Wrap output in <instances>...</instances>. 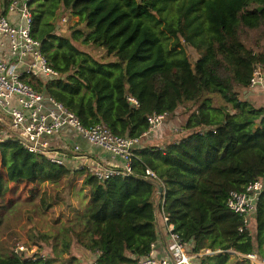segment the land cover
I'll use <instances>...</instances> for the list:
<instances>
[{
  "label": "trees",
  "instance_id": "1",
  "mask_svg": "<svg viewBox=\"0 0 264 264\" xmlns=\"http://www.w3.org/2000/svg\"><path fill=\"white\" fill-rule=\"evenodd\" d=\"M31 4L32 36L61 75L45 87L40 78L25 79L64 104L84 126L102 123L117 136L141 140L150 131L152 114H173L185 102L199 105L184 126L185 137L163 144L159 138L162 145L140 143L133 151L132 173L106 181L86 167L59 165L29 151L18 135L0 141L6 171L0 173V210L10 183L48 182L52 192L49 200L45 192L40 206L52 211L64 200L55 188L63 182L72 187L84 175L72 216L53 234H32L35 245L45 241L55 253L61 240L62 254L75 245L97 254L99 264H137L158 239L160 209L173 232L194 243L193 253L220 251L200 257V264H226L231 251L260 252L264 258V189L254 213L255 237L228 205L232 191L264 182V107L243 97L257 66L264 64V51H257L264 41V0ZM91 44L106 54L96 57L81 48ZM187 47L199 53L196 60ZM149 169L156 177L147 175ZM155 180L163 185L162 193ZM10 247L15 246L0 243V264H52L51 257L32 260Z\"/></svg>",
  "mask_w": 264,
  "mask_h": 264
},
{
  "label": "built area",
  "instance_id": "2",
  "mask_svg": "<svg viewBox=\"0 0 264 264\" xmlns=\"http://www.w3.org/2000/svg\"><path fill=\"white\" fill-rule=\"evenodd\" d=\"M31 2L32 0H2L0 3V108L11 117L17 130L16 135L29 151L45 154L56 164H68L65 153L53 151L52 148L55 147L53 140L69 128L90 143L107 149L114 158L123 160L117 166L86 162L82 148L79 144H74L71 146L73 153L84 160L81 168H88L89 172L102 181L130 175L133 171V151L141 143L140 138L117 136L102 123L84 126L79 117L64 104L25 79L44 77L52 81L61 75L43 54L41 42L32 36ZM10 14L18 15L16 21L9 17ZM261 84H264V64L257 66L250 87ZM169 116L170 114L156 113L149 116L150 130L162 125ZM67 145L66 147H70V144ZM147 175L156 177V173L150 169L147 170ZM263 189V182L259 180L249 184L246 191H232L230 194L229 207L244 217L247 226L249 217L255 213L258 195ZM165 220L169 222L166 214ZM171 237L175 246L172 261L158 260L154 255V244L150 254L141 257L137 264H200L195 261L196 256L187 251V242L178 233L172 230ZM36 248L19 244L15 252L31 256L32 260L48 259L45 251ZM240 256L251 264H264V258L258 252ZM93 264H99L97 259Z\"/></svg>",
  "mask_w": 264,
  "mask_h": 264
},
{
  "label": "rangeland",
  "instance_id": "3",
  "mask_svg": "<svg viewBox=\"0 0 264 264\" xmlns=\"http://www.w3.org/2000/svg\"><path fill=\"white\" fill-rule=\"evenodd\" d=\"M81 48L84 51H88L94 54L96 57H101L106 54V51L101 47L95 45H82ZM188 53L192 56L194 60L199 57V53L191 47H187ZM257 51H264V41L261 45L257 47ZM107 60H113V57H107ZM215 97L216 103L222 104L223 100L220 96ZM195 109V103L185 102L178 108L176 115L169 116L162 125L154 128L153 135L164 137V134L160 133L164 129V124L167 123L171 125L169 129L172 131V138L174 139L176 134H181V129L184 128L185 119L189 117L192 111ZM173 120V122H171ZM172 123V124H171ZM176 129V130H175ZM152 130V131H153ZM159 137V138H160ZM160 138V139H161ZM169 138V137H168ZM170 139V138H169ZM171 139V141L173 140ZM157 144H159V139H156ZM160 143H165V140L161 139ZM159 144V145H162ZM83 163H78L72 167L75 169H80ZM84 166V165H83ZM5 170L0 164V173L5 174ZM83 176H78L73 182L72 187L70 185L60 184L57 186L55 192H61L64 198L56 207L51 210H42L41 206L43 203L41 201L42 196L45 192L47 193V198L49 200V194L52 192V185L48 182H40L37 184H21L13 185L10 183V190L6 193L2 206L3 209L0 210V216H2V223L0 224V243L5 242L7 245L17 247L19 244H24L27 246H36V250H41L39 246H43L48 258H53L52 264H86L83 258L73 257L71 253L62 254L61 248L63 243L59 240L58 252L52 253V245L45 241H38V245H35L36 240L31 238L32 234L38 235L40 232L45 233H55L59 230L60 225L65 222V220L72 216V207L78 204L79 198L81 197V187ZM84 192H87L86 190ZM60 193V194H61ZM30 198L33 201H28ZM6 207V208H5ZM12 208L11 212L8 211ZM7 210V212H6ZM2 211V212H1ZM59 218V221L56 219ZM41 244V245H40ZM10 247V248H15ZM88 264H91L90 262Z\"/></svg>",
  "mask_w": 264,
  "mask_h": 264
},
{
  "label": "crops",
  "instance_id": "4",
  "mask_svg": "<svg viewBox=\"0 0 264 264\" xmlns=\"http://www.w3.org/2000/svg\"><path fill=\"white\" fill-rule=\"evenodd\" d=\"M2 2V0H0V3ZM18 15L15 14H10L9 17L16 21ZM41 83H39V85L41 84L42 87H45V85H47L48 82H50L49 79L47 78H40ZM243 97L250 99L256 106L258 107H264V84L261 85H257V86H253V87H249L248 89H246L243 93ZM199 103H195V109L192 111V113L197 109ZM178 111V110H177ZM176 111V112H177ZM176 112H174L173 114H170V116H175ZM191 113V114H192ZM175 114V115H174ZM190 114V115H191ZM189 115V116H190ZM189 118V117H188ZM188 118L185 119V124L187 123ZM173 122V120L171 121ZM172 124V123H171ZM164 129L161 130V134H164V137L161 138L160 136L157 135H153L155 130H150L148 132V134L144 135L141 138V144L142 145H147L150 141L154 140L156 141V139H159V137L163 140H165L167 142V140H171L172 138V131L169 129V127H171V125H168L167 123L164 124ZM176 130V129H175ZM181 134H176L174 140H181V138L185 137L186 134L188 133V130H186L185 128L181 129ZM17 134V130L16 128L13 126V122L11 117L0 108V141L2 140H6L12 136H15ZM170 139H169V138ZM70 144V147L74 144H79L80 147L82 148V155L84 154V156L86 157L84 160L89 161V162H97L101 165H107V166H117V165H121L123 160L121 158H114L111 153L98 145L92 144L90 143L87 139H85L83 136H81L80 134H78L77 132H75L74 130H71L69 128H66V130L64 131L63 135L58 136V138H56V140H53V145L55 147H53V151H57L59 153H65V158H66V162L70 165L73 166L75 164L78 163H83L84 160H81L80 158H78L77 156H75V153H73L74 151L72 150L73 147H66L67 145ZM74 167V166H73ZM264 185V182H263ZM6 208V207H5ZM12 208H9L8 211L11 212ZM2 212V211H1ZM7 212V210H6ZM2 217V216H1ZM157 222H158V229H159V234H158V239L155 243L154 246V255L155 257L162 261V260H166V261H172L173 257H174V243L171 237V232L174 228V226L172 224H170L169 222H167L165 220V213L163 212V210H158V214H157ZM249 229L251 231V234L253 237L256 236V232H257V225H256V220H255V215L252 214L249 217ZM256 247H257V243ZM194 247V243L191 242H187L186 245V249L190 254H193L196 256L195 261L200 263V257H203L204 255H214V254H218L220 253V251H213L211 249H205L203 251H201L200 253L196 254L193 253ZM70 253L73 255V257H77V258H83V261L86 262V264H88L89 262L91 264H93L95 262V260L97 259V254L91 252L90 250H88L87 248L81 247V246H73ZM231 257L229 259V261L226 264H251L248 260H245L243 258H241L240 253L235 252V251H231ZM260 253V252H258ZM68 254V253H66ZM262 254L264 255V244L262 245Z\"/></svg>",
  "mask_w": 264,
  "mask_h": 264
},
{
  "label": "water",
  "instance_id": "5",
  "mask_svg": "<svg viewBox=\"0 0 264 264\" xmlns=\"http://www.w3.org/2000/svg\"><path fill=\"white\" fill-rule=\"evenodd\" d=\"M259 9L261 10L262 7H259ZM155 184H156V186L158 188V193H162L163 190H164L163 185L160 182L156 181V180H155Z\"/></svg>",
  "mask_w": 264,
  "mask_h": 264
}]
</instances>
